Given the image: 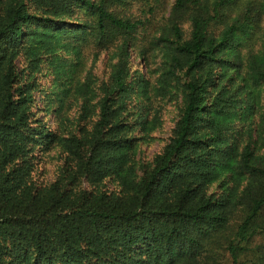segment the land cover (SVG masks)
I'll list each match as a JSON object with an SVG mask.
<instances>
[{
  "label": "trees",
  "instance_id": "obj_1",
  "mask_svg": "<svg viewBox=\"0 0 264 264\" xmlns=\"http://www.w3.org/2000/svg\"><path fill=\"white\" fill-rule=\"evenodd\" d=\"M133 2L149 16L164 4L0 0V264H235L263 246L251 244L264 238V155L251 118L253 90L264 85V27L254 52L248 41L264 0H173L150 33L148 18L118 11ZM68 39L112 48L116 60L95 103L84 98L91 126L63 134L37 116L35 73L43 53ZM128 49H161L158 88L180 99L170 138L140 167V133L154 125L144 107L129 119L131 96L147 86L130 73ZM55 144L63 162L38 182L39 156Z\"/></svg>",
  "mask_w": 264,
  "mask_h": 264
},
{
  "label": "rangeland",
  "instance_id": "obj_2",
  "mask_svg": "<svg viewBox=\"0 0 264 264\" xmlns=\"http://www.w3.org/2000/svg\"><path fill=\"white\" fill-rule=\"evenodd\" d=\"M172 3L173 0H164L163 8L158 9L151 16L141 13L146 7L140 2H133L128 8L118 9V11H122L123 14L133 19L146 20L148 18L149 20L145 25L147 33H150L164 21ZM80 15L83 17V14ZM182 27L186 32L187 22L183 23ZM252 27L250 31L255 34L248 43H252L254 52L256 44L259 43V34L264 27V14L259 23H255ZM140 34L143 33L138 28L136 35L139 37ZM245 41L239 49L242 54L247 51L244 49L246 47ZM53 49L56 48L53 47ZM127 53L130 73L143 74L147 86L145 96H137L136 94L131 96L129 119L134 117V112L137 109L144 107L146 110L143 109L142 113H146L147 120H151L154 125L151 129L140 133V136L144 138L139 142L135 155L136 166L140 167V165L149 162L151 157L159 152L170 138L177 119L180 99L179 95L176 98L170 95L175 90L174 88L169 92L165 90L164 93L158 88L156 79L164 66L161 49H145L142 55H139L137 49H128ZM115 60L116 57L112 48L95 49L86 41L78 42L76 39H68L64 44H60L54 50L53 55L43 53L38 64V71L35 73V80L40 89L35 97V106L38 108L37 116L50 129L63 134L73 130L76 125H85L86 128H89L96 119V115L89 114L85 120L81 118V106L84 98L87 105H93L100 97V86L107 81L111 65ZM20 61L21 64L23 59L20 58ZM248 87H250L249 83ZM253 92L256 96L257 106H255L251 118L255 126L252 134L256 140L257 152L264 155V85L255 88ZM235 125H240V122L236 120ZM39 157L40 159L33 171L34 178L38 182H50L56 177L63 162V149L55 144L42 152ZM104 183L107 189L116 188L114 180L107 179ZM251 244L263 246L253 252L248 251L242 254L235 264H259L261 258H257V256L261 255L262 257L264 255V238L256 236ZM219 264H231V262L226 258Z\"/></svg>",
  "mask_w": 264,
  "mask_h": 264
}]
</instances>
